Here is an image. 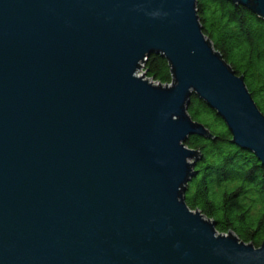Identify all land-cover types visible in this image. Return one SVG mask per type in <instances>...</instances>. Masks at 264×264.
I'll list each match as a JSON object with an SVG mask.
<instances>
[{
    "label": "water",
    "instance_id": "water-1",
    "mask_svg": "<svg viewBox=\"0 0 264 264\" xmlns=\"http://www.w3.org/2000/svg\"><path fill=\"white\" fill-rule=\"evenodd\" d=\"M228 1L264 21V0ZM194 4L0 0V264H264V243L183 201L184 142L212 139L191 95L264 169V115ZM150 55L169 83L145 76Z\"/></svg>",
    "mask_w": 264,
    "mask_h": 264
},
{
    "label": "trees",
    "instance_id": "trees-1",
    "mask_svg": "<svg viewBox=\"0 0 264 264\" xmlns=\"http://www.w3.org/2000/svg\"><path fill=\"white\" fill-rule=\"evenodd\" d=\"M201 31L244 85L264 115V21L246 7L228 0H195ZM145 76L160 84L170 81L159 55L143 63ZM186 112L204 125L212 139L189 137L184 144L198 151L194 175L183 201L190 210L215 223L218 233L232 232L254 247L264 243V169L248 151L230 142L223 121L203 101L191 95Z\"/></svg>",
    "mask_w": 264,
    "mask_h": 264
},
{
    "label": "built area",
    "instance_id": "built-area-1",
    "mask_svg": "<svg viewBox=\"0 0 264 264\" xmlns=\"http://www.w3.org/2000/svg\"><path fill=\"white\" fill-rule=\"evenodd\" d=\"M141 73H142V72H141ZM150 81H151L152 83H157L156 81H153V80H151V79H150Z\"/></svg>",
    "mask_w": 264,
    "mask_h": 264
},
{
    "label": "rangeland",
    "instance_id": "rangeland-1",
    "mask_svg": "<svg viewBox=\"0 0 264 264\" xmlns=\"http://www.w3.org/2000/svg\"><path fill=\"white\" fill-rule=\"evenodd\" d=\"M142 70V69H141ZM141 72H139V74H140Z\"/></svg>",
    "mask_w": 264,
    "mask_h": 264
}]
</instances>
